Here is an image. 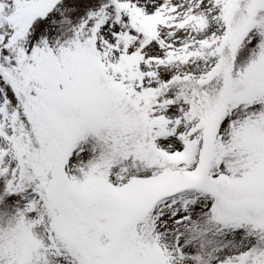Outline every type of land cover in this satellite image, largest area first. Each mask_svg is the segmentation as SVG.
<instances>
[{"label": "snow or ice", "instance_id": "6c2138e0", "mask_svg": "<svg viewBox=\"0 0 264 264\" xmlns=\"http://www.w3.org/2000/svg\"><path fill=\"white\" fill-rule=\"evenodd\" d=\"M0 264H264V0H0Z\"/></svg>", "mask_w": 264, "mask_h": 264}]
</instances>
